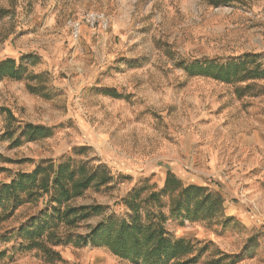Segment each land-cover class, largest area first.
Returning a JSON list of instances; mask_svg holds the SVG:
<instances>
[{"label": "rangeland", "instance_id": "rangeland-1", "mask_svg": "<svg viewBox=\"0 0 264 264\" xmlns=\"http://www.w3.org/2000/svg\"><path fill=\"white\" fill-rule=\"evenodd\" d=\"M84 10L106 13L110 27L84 29L74 41L66 22ZM5 59L22 63V73L0 79V184L48 160L105 167L113 180L68 203L105 208L71 227L57 223L63 242L45 244L55 254L19 252L23 239L9 235L45 196L0 208V264H142L75 236L110 215L129 221L123 196L160 191L168 172L223 198L212 216L193 221L171 218L167 195L151 207L167 218L168 239L193 244L179 262L242 253L233 264H264V0H0ZM196 63H231L232 79L190 75ZM26 123L53 134L17 144L19 130L5 134Z\"/></svg>", "mask_w": 264, "mask_h": 264}, {"label": "trees", "instance_id": "trees-1", "mask_svg": "<svg viewBox=\"0 0 264 264\" xmlns=\"http://www.w3.org/2000/svg\"><path fill=\"white\" fill-rule=\"evenodd\" d=\"M26 58V56H25ZM24 58L21 59L23 61ZM22 63L16 65L12 59L0 61V79L7 77L19 79L21 77ZM232 64L204 63L192 64L187 69L190 75L198 74L209 76L223 82H229ZM197 69V70H194ZM14 130H19L16 144L20 138L26 141H34L49 137L53 129L42 125L18 124L15 129L7 130L5 134L11 137ZM113 180V176L105 167L88 170L84 165L74 167L70 160L55 163L51 160L41 161L30 172H19L8 183L0 184V208L4 210L7 205L14 209L21 203V195H25L29 201H35L45 196V206L36 215L31 216L26 224L20 225L10 231L9 235L17 234L23 241L19 242L16 250L27 252L32 249H40L45 254H55L46 247V243L58 245L63 242L57 236L58 224L74 226L80 221L93 215L100 214L105 207L97 204L69 206L68 203L80 196L92 184L99 189ZM146 187L133 188L122 198V202L131 211L130 220L118 218L114 215L105 217L93 226L85 236H75L76 243L82 244L88 241L93 246H105L110 252L120 258L130 261H140L142 264H190L200 256L192 255L179 262L182 257H187L195 250L191 241L183 238L170 240L163 224L166 217L162 213L151 210L153 205L161 207V196L168 197L169 216L173 219L193 221L196 218H208L213 215L216 207H221L223 198L220 193L211 191L206 187L183 185L171 172L165 177L163 188L160 191H148L141 197ZM223 217V214L220 213ZM0 221L4 220L1 219ZM225 218V217H224ZM231 218L225 221H230ZM71 234L68 238H71ZM252 236L246 240L243 250H247ZM211 243H205L206 248ZM1 254H4L2 251ZM220 254V253H219ZM213 261L219 264L222 259H228V264L240 260L242 253L234 255L220 254Z\"/></svg>", "mask_w": 264, "mask_h": 264}, {"label": "built area", "instance_id": "built-area-1", "mask_svg": "<svg viewBox=\"0 0 264 264\" xmlns=\"http://www.w3.org/2000/svg\"><path fill=\"white\" fill-rule=\"evenodd\" d=\"M109 27L110 18L102 11L84 10L76 18L66 22V28L74 41L80 39L84 29L95 33L97 30L106 31Z\"/></svg>", "mask_w": 264, "mask_h": 264}, {"label": "crops", "instance_id": "crops-1", "mask_svg": "<svg viewBox=\"0 0 264 264\" xmlns=\"http://www.w3.org/2000/svg\"><path fill=\"white\" fill-rule=\"evenodd\" d=\"M234 216V215H233Z\"/></svg>", "mask_w": 264, "mask_h": 264}]
</instances>
